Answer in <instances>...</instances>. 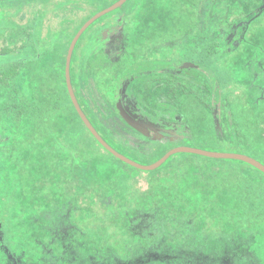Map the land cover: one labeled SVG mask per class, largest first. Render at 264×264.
I'll return each instance as SVG.
<instances>
[{
	"label": "rangeland",
	"instance_id": "obj_1",
	"mask_svg": "<svg viewBox=\"0 0 264 264\" xmlns=\"http://www.w3.org/2000/svg\"><path fill=\"white\" fill-rule=\"evenodd\" d=\"M50 1L0 0V44L7 48L17 45V53L26 64L37 62L40 47L55 39V31L51 32L55 28L50 27L45 8ZM116 1L100 0L92 13ZM64 32L61 39L70 47L73 31ZM109 37L112 48L106 47ZM217 57L223 59L219 65L215 63ZM76 59L81 76L95 80L97 113L104 123L133 137L135 147L108 139L126 157L149 165L178 146L222 150L216 147L218 139H234L231 110H235L236 121L245 128L246 141L258 148V153L246 155L264 164V0H126L82 34L74 51L72 72ZM198 61L208 64L211 77L206 79L193 69L168 72L183 69L182 63L195 65ZM57 67L53 71L43 69L45 85L50 90L57 87L65 91L63 63ZM41 68L39 65V71L31 73L26 70L18 77L16 87L22 96L25 90L30 98L34 89L37 93L48 88H42V80L37 79ZM218 75L222 76L221 84L212 78ZM125 78L132 80L122 84ZM184 78L189 80L185 90L181 86ZM119 88L132 116L151 128L153 135L141 134L120 115L115 104ZM5 95L0 92V96ZM210 102L222 111L219 125L209 109ZM38 106L32 111L33 119L0 121V264H8V253L17 255L19 264H100V254H106V248L141 239L127 236L118 240L125 226L122 220L111 215L102 221L93 209V195L100 191V181L112 182L113 177L103 159L82 170V160L77 159V165L68 149L73 142L62 136L67 149L59 144L61 127L79 123L74 111L68 106L54 113L46 106L47 119L42 121ZM128 106L124 105L126 110ZM162 172L159 166L149 171V176ZM172 180L164 177L155 181L148 192L127 198L121 207H129L138 218L148 215L159 219L163 226L190 217L192 226L187 232L193 234H199L206 219L212 217L223 230L240 237L243 226L234 222L257 217L256 209L243 204L239 190H233L237 184L229 185L228 178L189 168L180 182ZM200 207L209 211L199 212L197 217ZM116 220L120 223L115 222L114 228L106 223ZM75 224L77 229L73 230ZM179 237L183 235L179 233Z\"/></svg>",
	"mask_w": 264,
	"mask_h": 264
},
{
	"label": "trees",
	"instance_id": "obj_2",
	"mask_svg": "<svg viewBox=\"0 0 264 264\" xmlns=\"http://www.w3.org/2000/svg\"><path fill=\"white\" fill-rule=\"evenodd\" d=\"M99 2L100 0H51L45 8H48L47 14H49L48 20H50V27L55 28L51 30V32L55 31V39L51 43L46 42L44 43L46 44L45 46L40 47L37 53L39 60L37 62H32L33 64H26L24 60L20 58L19 53H17V45L13 47L8 46V48L5 47L2 43L5 41V37L2 36V44H0V92L6 93V95L0 96V121L7 122L14 117H17L15 120L32 118V111L37 108L38 104L39 109L37 113L42 117V121L47 119L45 118L47 115L44 116L48 111V107L46 106H50V109L53 110L54 113L58 110L65 111L68 106L74 111L79 123L70 124L67 128L61 127V133L57 136L60 137L61 142H59V144L66 146L67 149L66 142L61 140L62 136L63 140L66 139L73 142L68 149L76 158V164L78 163L77 159L82 160V170L88 169L91 162H100V159H103L109 164V172L113 177L112 182H105V180L100 181V191L93 195L95 198L93 209L100 215L102 221H105V219L111 215L116 219L122 220L121 225L124 223L125 226L120 229L118 240L119 237H125L126 239L128 238L127 236L141 239L140 241H120V244H118L120 246L119 248L117 246L115 249L106 248V254H100V264H107L106 261L109 258L112 260L111 264H242V261L244 264H264L263 172L238 159L212 158L197 154L182 153L178 157L171 155L160 166L163 169L162 175L159 174L156 177L149 176V171L135 168L118 159L94 137L77 113L71 101L66 81H64L65 91L57 87L50 90L51 87L45 85L44 79L46 74L44 73V68H49L51 71L57 70V66L63 63V72H65L66 56L69 45L64 46L61 39L62 36L66 34L64 31H73L70 39L71 42L81 26L96 14L97 11L94 13L92 12L96 6H98ZM110 39L111 37H109L106 42L107 48H112L109 42ZM103 51H105V49ZM31 53L32 52H30V54ZM104 53L110 56L106 51ZM104 53L103 55L105 56ZM6 55H11L12 59H6ZM110 57L111 58L108 57L109 60L113 58V56ZM3 58L5 59L3 60ZM27 58H29V56ZM73 58L74 52L71 60L72 85L78 101L90 121L112 147H114V145L108 140L109 138L117 143V145L135 147L132 144V136L111 124H105L101 114L97 113L99 104L96 102L95 93L93 91L95 80L89 76V78L81 76L78 59L75 60L72 72ZM220 59L223 60L221 57H217L216 61H218L215 62L216 65L221 64V61H219ZM30 65V68H25V66ZM33 65L36 66V69L33 68ZM39 65L42 67V75H38L37 79L42 80V88H48L44 91L38 89L37 93H35L36 90L34 89L30 98L29 95H26L27 90H25L24 93L22 92V96L20 90L16 87L18 77L26 70L30 73L38 72L39 70L37 69ZM197 65L200 68H196L195 66ZM185 69H193L205 76L206 79L212 76L208 64L205 62L201 63V61H198L191 67H184L181 70L171 69L168 70V72L175 73ZM217 77L213 76L212 78L216 79V81L221 84L223 80L222 76L218 75ZM184 79L186 82H181V86L184 85L182 87L185 90L188 88L189 80L187 78ZM131 80L132 78H125L122 80V84H126ZM208 82L210 85V81ZM54 83L56 84L55 81ZM29 93H31L30 90ZM194 93L195 92H193V94ZM34 101H37L38 104L34 105ZM209 109H212V116L214 115V118L219 119L217 125L221 124L222 119L220 115L222 111L211 102L209 103ZM231 115L234 120L233 124H230L231 130L234 133V139L226 141L217 138L216 147H223L224 149H219V151L224 152H242L244 154H246L245 152L258 153L257 146L251 145L252 142L249 143L246 141L247 137H245L243 132L245 128L244 126L242 127L241 121H236L237 114L235 110H231ZM80 124L81 126H79ZM184 127L187 129V126L184 125ZM1 132L3 131L0 130V135L2 134ZM153 133L154 131L151 129L149 135H153ZM185 133L189 134L188 132ZM174 135H177V132L174 133ZM114 148L118 151L116 147ZM80 155L82 157H79ZM88 161L89 163H87ZM248 166L258 173L248 168ZM189 168L203 169V171L213 175L215 178H221V176H223L224 180L228 178L231 182L229 185L234 183L237 184L236 189L233 190H239L241 194H237L241 197L243 204L246 203L248 206L253 207L254 210L256 209V218L234 222L243 226L240 237L231 234L232 231L226 232L225 229L223 230L220 224L215 223L212 217L206 219L199 234H193L187 232L192 226L190 217H184L179 222L171 221L170 226H163L162 221L159 219H151L148 215L138 218L136 214L133 215L130 213L129 207H121V204L126 205L125 202L127 198H135L148 192L155 181L161 180L164 177L173 178L175 182H180L182 180V175L185 174ZM92 172H95V170H91V173ZM93 177L96 178V175L94 174ZM173 180L171 183H173ZM171 183L169 182L168 184L171 185ZM243 187L249 190L248 193L244 190L242 192ZM192 208L193 207H190V209ZM196 210L197 213H195V215L197 217H200L201 213L204 214L209 211L202 207ZM186 212L188 213V211L184 212L185 215H187ZM123 220H125V222ZM115 222L118 224L120 223L117 220L113 223L106 221V223L112 224L113 228ZM149 227H151L152 230H149ZM71 228L73 230L77 229V224L72 225ZM179 233L183 235L182 239L179 237ZM8 254L6 261L8 264L9 260H11V264H13V261H17L16 264H19L17 255ZM94 258L95 257H93V259ZM104 258L106 259L102 261Z\"/></svg>",
	"mask_w": 264,
	"mask_h": 264
},
{
	"label": "water",
	"instance_id": "obj_3",
	"mask_svg": "<svg viewBox=\"0 0 264 264\" xmlns=\"http://www.w3.org/2000/svg\"><path fill=\"white\" fill-rule=\"evenodd\" d=\"M126 0H118L112 5L108 6L107 8L103 9L102 11L97 12L94 14L91 18H89L82 26L81 28L77 31L75 34L74 38L71 41L70 47L67 52L66 56V64H65V76H66V84H67V89L71 98V101L79 114L81 120L84 122L86 127L89 129V131L94 135V137L109 151L111 152L114 156H116L118 159L122 160L123 162L141 169L145 171H151L159 166H161L171 155L176 154V153H191V154H197V155H202V156H207V157H212V158H227V159H238L242 160L261 172L264 173V164L260 162L259 160L246 155L242 153H235V152H224V151H216V150H204L200 148H194V147H187V146H178L175 147L171 150H169L166 154H164L161 158H159L156 162L149 164V165H142L137 163L136 161L126 157L125 155L121 154L118 152L114 147H112L104 138L103 136L98 132V130L95 128L93 123L90 121L84 110L82 109L78 98L76 96V93L74 91L73 85H72V80H71V60H72V55L75 49V46L79 40V38L82 36V34L86 31V29L98 18L101 16L117 9L120 7L122 4H124ZM184 67H191L193 64H185L182 63ZM115 104L119 110L120 115L135 129L138 131L149 135L150 129L149 127H146L145 125L141 124L139 121L136 120V118L132 115H130L125 107L122 104V99H121V91L120 88L116 91L115 93Z\"/></svg>",
	"mask_w": 264,
	"mask_h": 264
},
{
	"label": "flooded vegetation",
	"instance_id": "obj_4",
	"mask_svg": "<svg viewBox=\"0 0 264 264\" xmlns=\"http://www.w3.org/2000/svg\"><path fill=\"white\" fill-rule=\"evenodd\" d=\"M112 41V40H111ZM122 101H123V106L125 105V106H128L126 103H125V101L122 99ZM128 113H130L131 115H134V114H132L131 112H130V108H129V106H128V108H127V110H126Z\"/></svg>",
	"mask_w": 264,
	"mask_h": 264
}]
</instances>
